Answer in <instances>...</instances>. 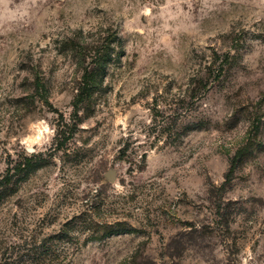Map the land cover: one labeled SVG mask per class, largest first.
Here are the masks:
<instances>
[{
	"label": "rangeland",
	"instance_id": "obj_1",
	"mask_svg": "<svg viewBox=\"0 0 264 264\" xmlns=\"http://www.w3.org/2000/svg\"><path fill=\"white\" fill-rule=\"evenodd\" d=\"M7 174L0 264H264V0H0Z\"/></svg>",
	"mask_w": 264,
	"mask_h": 264
},
{
	"label": "trees",
	"instance_id": "obj_2",
	"mask_svg": "<svg viewBox=\"0 0 264 264\" xmlns=\"http://www.w3.org/2000/svg\"><path fill=\"white\" fill-rule=\"evenodd\" d=\"M95 70L96 69L93 68V69H91L89 71H86V79L85 80L88 81V82L90 81L89 83H92L95 80L94 79V76H95V73H96ZM93 85L94 84L84 86L83 89L80 88L79 89V93L76 95V98H77L76 101L80 103V102H83L84 100H86L87 98H89L88 94L90 92V87H92ZM125 152H126L125 149L121 150V154L122 155L126 154ZM37 158H38V156L35 153H33V156L31 157L30 160L33 162L34 160H37ZM8 180H9L8 174L4 175V176H2L0 178V193L5 192V190L7 188Z\"/></svg>",
	"mask_w": 264,
	"mask_h": 264
},
{
	"label": "water",
	"instance_id": "obj_3",
	"mask_svg": "<svg viewBox=\"0 0 264 264\" xmlns=\"http://www.w3.org/2000/svg\"><path fill=\"white\" fill-rule=\"evenodd\" d=\"M106 176L107 178H109L111 181H114L115 180V177H116V172L113 169H109L107 172H106Z\"/></svg>",
	"mask_w": 264,
	"mask_h": 264
}]
</instances>
